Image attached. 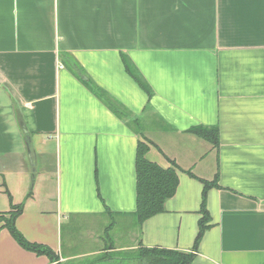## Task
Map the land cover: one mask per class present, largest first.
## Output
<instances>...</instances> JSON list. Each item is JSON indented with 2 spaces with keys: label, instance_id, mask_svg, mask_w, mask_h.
<instances>
[{
  "label": "crops",
  "instance_id": "crops-1",
  "mask_svg": "<svg viewBox=\"0 0 264 264\" xmlns=\"http://www.w3.org/2000/svg\"><path fill=\"white\" fill-rule=\"evenodd\" d=\"M143 137L178 186L138 224ZM215 174L191 264H264V0H0V213L22 204L27 240L60 264L192 251ZM0 264L53 263L0 222Z\"/></svg>",
  "mask_w": 264,
  "mask_h": 264
},
{
  "label": "trees",
  "instance_id": "trees-1",
  "mask_svg": "<svg viewBox=\"0 0 264 264\" xmlns=\"http://www.w3.org/2000/svg\"><path fill=\"white\" fill-rule=\"evenodd\" d=\"M138 132H140L138 130ZM192 132L211 143L213 147L219 144L217 128L198 127ZM142 133V132H140ZM149 142L144 137L139 139L136 147V211L138 224L147 218L161 212L164 202L172 197L178 186L177 165L172 161V166L161 167L146 158ZM193 176V173L187 171ZM203 184L200 204L201 217L198 221V231L194 240L192 251H179L159 247H139L136 250L120 252L106 251L95 261L84 264H191L195 257V250L209 227L210 216L206 207L207 192L210 188H220L218 174L212 180L200 179ZM30 193V192H29ZM28 193V194H29ZM22 204L11 205L8 212L0 213V222L6 227L16 242L26 250L36 254H44L53 264H60L54 251L40 243L27 240L17 229L15 220L22 212Z\"/></svg>",
  "mask_w": 264,
  "mask_h": 264
},
{
  "label": "water",
  "instance_id": "water-1",
  "mask_svg": "<svg viewBox=\"0 0 264 264\" xmlns=\"http://www.w3.org/2000/svg\"><path fill=\"white\" fill-rule=\"evenodd\" d=\"M19 124H20V128L22 130V133L24 135V142L26 145V150H27L29 162L31 165V170H32V172H35V170H36V167H35L36 159H35V152H34V149L32 147V143H31V135H30V132H29L25 122L22 120V118L19 119Z\"/></svg>",
  "mask_w": 264,
  "mask_h": 264
},
{
  "label": "rangeland",
  "instance_id": "rangeland-1",
  "mask_svg": "<svg viewBox=\"0 0 264 264\" xmlns=\"http://www.w3.org/2000/svg\"><path fill=\"white\" fill-rule=\"evenodd\" d=\"M107 222L105 224H109L111 222V219H107ZM112 237V236H111ZM110 239V238H109Z\"/></svg>",
  "mask_w": 264,
  "mask_h": 264
}]
</instances>
